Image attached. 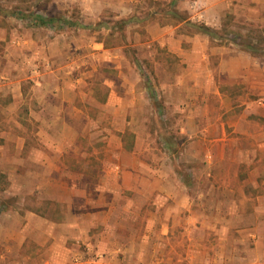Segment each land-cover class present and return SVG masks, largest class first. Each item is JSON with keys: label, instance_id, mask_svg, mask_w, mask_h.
<instances>
[{"label": "rangeland", "instance_id": "obj_1", "mask_svg": "<svg viewBox=\"0 0 264 264\" xmlns=\"http://www.w3.org/2000/svg\"><path fill=\"white\" fill-rule=\"evenodd\" d=\"M216 11L210 8L208 0H198L196 4L194 0L175 3L171 0H0V54L8 53L5 62H9L10 71L26 76L27 90L34 70H53L54 90L59 94H50V101L58 108L56 113H62L68 122L55 129L57 144L51 159L39 162L29 154L38 145L35 118L28 107L21 113L22 132L28 138L24 159L19 160L22 175H12L10 180L8 174L0 172V209L22 214L36 210L57 220L82 213L85 228L70 230L68 234L71 238L66 244L71 249L66 254L68 263L100 264L97 249L90 250V244L95 243L85 236L95 241L103 231L126 237L132 230L143 233L145 223L129 217L126 209L130 207V198H133L131 202L144 201L143 193L127 186L139 183L138 178L141 183H150L142 174L145 170L156 179L172 178L174 182V172L179 175L178 181L186 174L185 180L191 182L192 167L206 165V161L202 163L194 157V151L199 147L206 158L208 148L213 147L210 142L194 146V136L222 133L214 126H203L198 131L194 114L198 119L221 116L222 121L231 122L236 119L233 115L242 113L240 101L234 102L235 110L194 111L200 88L196 85L197 72L192 62L197 61V55L192 54V48L195 44L204 46L207 35L192 23L216 26L222 22L216 38L210 41L212 47L227 43L244 50L250 43L259 54H264V28L244 30V16H220ZM32 14L53 17L55 21L39 25L29 17ZM200 14H203L201 18ZM154 25L156 28L152 29ZM171 35L178 45L189 50L188 57L170 50L167 39ZM209 57L215 67L216 56L210 53ZM31 92L28 90V101L34 106ZM14 115H9L8 125L21 132ZM184 122L186 126L182 127ZM226 132L236 134L232 127H226ZM41 147L50 151L45 144L41 143ZM60 152L64 155L60 156ZM33 170L41 174H29ZM137 172L142 175L138 176ZM72 181L89 186L90 200L98 194L95 184L108 185L101 192V212L92 207L95 203L76 209L81 192L70 197L72 206L63 201L62 185ZM201 182H207V178ZM118 184L119 187L113 188ZM156 197L160 198L159 194ZM1 210L0 215L4 213ZM93 212L103 217L104 223L91 218ZM197 225L205 231V241L210 242V224L201 221ZM13 227L18 231L19 223ZM161 229L159 224L157 236L152 240L158 249L164 243L159 238ZM216 238L212 240L214 244L218 239L224 244L221 237L216 235ZM180 241L184 243L181 238L178 242L182 244ZM34 243L36 240H33L34 251L30 250L31 258H23L27 248L20 251V264H45L42 248L46 247L40 244L37 249ZM122 243L127 245L129 239ZM222 247L217 245V250L221 251ZM240 250L243 252L244 246ZM237 256L240 253L234 258L239 260ZM151 257L148 255L147 261L142 259L141 264H149ZM183 264H188L187 260Z\"/></svg>", "mask_w": 264, "mask_h": 264}, {"label": "crops", "instance_id": "obj_2", "mask_svg": "<svg viewBox=\"0 0 264 264\" xmlns=\"http://www.w3.org/2000/svg\"><path fill=\"white\" fill-rule=\"evenodd\" d=\"M171 1L175 3L178 0ZM208 1L210 8L217 10L216 13H220V16H244V30L264 28V0ZM194 3H198V0H194ZM222 26V22L209 26L215 32L213 35L201 31L200 33L207 35L204 46L203 43L195 44L192 48V54L197 55V61L192 62L194 71L197 72L196 85L200 88L197 95L198 105L194 111H230L236 108L234 102L240 101L239 110H242V113L233 115L236 119L231 122L222 121L221 116L198 119L197 114H194L193 122L198 126V131L203 126H214L222 131L217 134L210 133L209 136H194V146L202 142H210L213 146L212 150L208 148L206 158L199 147L194 151V157L202 163L206 161V165L197 167L199 169L192 167L191 182L185 180L186 174L182 181H178L179 175L174 172V182L172 178L156 179L154 174L145 170L142 174L150 183H141V178H138L139 183L129 184V189L143 193L144 201H137V204L131 202L133 198H130V207L126 209L129 211V217L145 223L144 232L132 230L126 237L103 231L97 235L95 241L85 236L95 243L93 246L90 244V250L97 249L98 255L101 256L98 261L100 264H141L142 259L147 261L148 255L152 256L149 264H183L186 260L188 264H264V54H259L256 46L250 43L244 50L228 46L227 43L212 47L210 41L216 38L214 36ZM167 41L170 50L179 56H189V50L183 48L182 44L178 45L172 35ZM210 53L218 60L215 67L210 62ZM7 56L8 53L0 54V172L8 174V179L11 180L12 175H22L19 172V160L24 159L28 140L22 132L24 122L21 121V113L28 107L35 118L34 135L38 145L29 154L39 162L51 159L57 141L55 129L58 125H67L68 122L64 120L62 113H56L58 108L50 101V94H59L54 90L53 78L56 76L53 70H34L35 74L31 76L32 82L28 89L33 93V106L28 101L26 76L10 71L9 62H5ZM234 96L237 100H234ZM62 100L64 103V96ZM212 101L213 106L209 104ZM12 113H16L15 125L21 132L17 129L14 131L12 126L8 125V118ZM183 126H186V122ZM226 127H232L236 134H227ZM41 143L50 151L43 149ZM238 143L244 144V147ZM59 155H64V152ZM52 171L49 169L48 172ZM29 174L39 176L41 173L33 170ZM136 174L142 175L140 172ZM205 178L207 182L202 183L201 179L204 181ZM119 185H113V188ZM94 186L98 194L90 200L87 184L66 182L62 185L63 201L72 206L70 197L76 194L79 196L81 192V201L77 206L75 204L76 209L87 208L89 203H95L91 205H94L92 207H96L95 210L99 213V206L102 205L101 192L108 189V185L97 183ZM40 187L41 185H38L39 189ZM158 194L160 198L156 197ZM1 212L4 213L0 215V264H20L18 254L26 248L23 258H31L29 255L34 251L33 240H36L34 244L37 249L40 244L46 247L42 248V260L45 264H83L74 261L68 263L66 256L71 250L66 245L71 239L68 235L70 230L85 228L82 213L57 220L36 210H28L24 214L5 210ZM96 212L90 214V217L97 218V223H104L105 219L99 217ZM201 221L210 224L209 234L213 236H209L210 242L205 241V231H201L197 225ZM18 223L19 230H13V226ZM159 224L162 226L159 238L164 240L160 249L152 244ZM216 235L223 239L224 244L221 239L215 241L216 244L213 243L212 240H217ZM127 238L129 243L125 245L122 240ZM179 238L184 240V243L180 241L182 244H179ZM233 240L236 244H233ZM217 245H221L223 249L218 251ZM242 246L244 254L242 250L239 251ZM178 247L182 250L178 251ZM237 253H240V256H237L239 260L234 259Z\"/></svg>", "mask_w": 264, "mask_h": 264}, {"label": "trees", "instance_id": "obj_3", "mask_svg": "<svg viewBox=\"0 0 264 264\" xmlns=\"http://www.w3.org/2000/svg\"><path fill=\"white\" fill-rule=\"evenodd\" d=\"M31 18L32 21H34L36 24L39 25H44V24H52L55 21V18L50 17V18H46L40 14H32L31 16H29ZM193 25H196L200 30L204 31L205 33H208L210 35H213L215 32L212 30L211 27L205 25L204 23H192ZM153 95V91L150 92ZM153 97H155L153 95Z\"/></svg>", "mask_w": 264, "mask_h": 264}]
</instances>
